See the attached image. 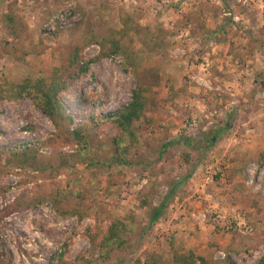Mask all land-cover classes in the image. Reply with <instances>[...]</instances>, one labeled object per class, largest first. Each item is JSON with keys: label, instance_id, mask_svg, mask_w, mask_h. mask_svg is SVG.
<instances>
[{"label": "rangeland", "instance_id": "obj_1", "mask_svg": "<svg viewBox=\"0 0 264 264\" xmlns=\"http://www.w3.org/2000/svg\"><path fill=\"white\" fill-rule=\"evenodd\" d=\"M67 3L66 26L46 33L45 20ZM38 76L64 84L52 115L28 98L0 102V264H84L75 258L82 253L92 264H173V233L157 221L146 229L147 211L185 176L169 205L183 196L208 209L217 192L232 210L224 218L203 212L217 215L214 231L252 241L251 250L215 249L205 264H258L264 0H0V77ZM135 86L145 107L124 165L112 159L119 131L111 113ZM227 115L231 129L208 150L178 143L159 154L180 136L199 145ZM111 214L132 228L123 247L97 258ZM63 241L69 249L60 257Z\"/></svg>", "mask_w": 264, "mask_h": 264}, {"label": "trees", "instance_id": "obj_2", "mask_svg": "<svg viewBox=\"0 0 264 264\" xmlns=\"http://www.w3.org/2000/svg\"><path fill=\"white\" fill-rule=\"evenodd\" d=\"M115 49H113L114 51ZM95 59H89L85 63H81L79 69L80 73L85 72L88 62ZM57 81V82H56ZM55 78L47 79L44 76H38L35 79L24 78L21 82L12 83L0 77V102L2 100L16 101L22 98L30 99L34 105L39 108L44 114L52 115L55 110L57 95L64 88V84ZM143 88L135 86L132 89L131 100L122 105L117 111L111 113L115 118V123L118 128V134L113 137L114 153L112 159L117 163L124 165L130 164L126 159V154L129 152L131 146H135L139 142V134L136 130L135 122L138 121L144 112L145 97L142 94ZM232 119L229 115L225 118L222 125L215 126L211 131L206 133L200 140L199 145L193 143L189 137H178L176 139L165 141L161 144L160 152L163 153L169 146L173 144H185L193 146V148H202L208 150L217 142L219 138L231 129ZM76 142L78 143L79 150L85 148L82 134L79 130H75ZM25 147V146H24ZM187 179L182 177L180 180L173 181L169 186L162 199L157 205L151 207L147 211V224L146 229L151 228L152 225L164 214L166 208L170 203V199L175 195L179 186ZM132 220L121 218L117 215L111 214L108 218L104 233L102 234L98 243L99 251L95 257L105 259L109 257L110 252L114 248L123 247L126 244L125 233L132 228ZM40 231L43 232L41 228ZM68 242L63 241L59 246L57 254L62 257L68 252ZM77 260H81L84 264H92L93 257L88 256L86 253L78 254L75 256ZM152 260V259H151ZM173 264H205L204 258L196 256L191 252L186 254H177L172 257ZM153 263H158L159 260L153 259ZM138 264L144 262L137 261ZM258 264H264V253L260 255Z\"/></svg>", "mask_w": 264, "mask_h": 264}, {"label": "crops", "instance_id": "obj_3", "mask_svg": "<svg viewBox=\"0 0 264 264\" xmlns=\"http://www.w3.org/2000/svg\"><path fill=\"white\" fill-rule=\"evenodd\" d=\"M137 22L141 23L142 19L137 20ZM187 198H184V201H182L183 196L180 198L175 197L173 203L166 208V217L164 218L162 215L156 222V225L161 226L166 233L169 231L173 233L169 246L172 253L171 259L174 255L191 252L196 256L204 258V260H209V258H212L215 249L235 248L236 246H242L251 250L249 247L252 241L247 238L241 239L234 236H229L228 238L220 237L214 231L215 222H218L216 219L217 215L216 217L212 215V218L209 215L207 219V213L203 214L205 210H211V212L215 210V212L221 214V218L228 217L232 209L229 208L226 202L221 201V195H218L217 192H212V195H210L211 202L207 204L208 209H205L201 201L193 200L186 203L187 201L185 200ZM255 252L258 253L260 251L255 250Z\"/></svg>", "mask_w": 264, "mask_h": 264}, {"label": "built area", "instance_id": "obj_4", "mask_svg": "<svg viewBox=\"0 0 264 264\" xmlns=\"http://www.w3.org/2000/svg\"><path fill=\"white\" fill-rule=\"evenodd\" d=\"M71 4L67 3L63 8L56 11L54 14L49 16L44 24L43 29L46 33H54L56 30L62 29L66 26L68 19L71 15ZM220 256H224V253L221 252Z\"/></svg>", "mask_w": 264, "mask_h": 264}]
</instances>
